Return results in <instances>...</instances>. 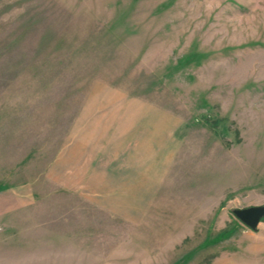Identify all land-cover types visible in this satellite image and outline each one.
I'll use <instances>...</instances> for the list:
<instances>
[{
  "label": "rangeland",
  "instance_id": "1",
  "mask_svg": "<svg viewBox=\"0 0 264 264\" xmlns=\"http://www.w3.org/2000/svg\"><path fill=\"white\" fill-rule=\"evenodd\" d=\"M264 0H0V264H264Z\"/></svg>",
  "mask_w": 264,
  "mask_h": 264
},
{
  "label": "water",
  "instance_id": "2",
  "mask_svg": "<svg viewBox=\"0 0 264 264\" xmlns=\"http://www.w3.org/2000/svg\"><path fill=\"white\" fill-rule=\"evenodd\" d=\"M233 213L247 226L255 228L264 217V205H253L233 209Z\"/></svg>",
  "mask_w": 264,
  "mask_h": 264
}]
</instances>
